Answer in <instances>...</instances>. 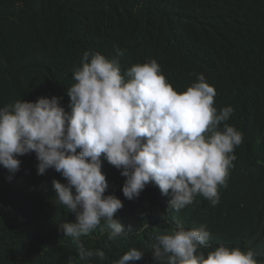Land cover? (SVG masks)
I'll use <instances>...</instances> for the list:
<instances>
[{"label":"trees","instance_id":"16d2710c","mask_svg":"<svg viewBox=\"0 0 264 264\" xmlns=\"http://www.w3.org/2000/svg\"><path fill=\"white\" fill-rule=\"evenodd\" d=\"M87 50L117 58L122 72L154 59L178 92L202 73L216 92L214 106L234 109L227 123L243 136L227 186L218 187L215 206L198 195L184 209H171V192L162 195L153 184L128 200L126 178L102 157L105 195L123 203L114 218L131 231L111 241L101 221L81 242L104 257L81 260L59 230L75 222L52 186L53 179L66 181L51 168L38 175L35 153L25 154L11 181L0 166V264H116L132 247L144 255L129 264H155L158 234L202 224L212 247L254 249L264 264V0H0V107L57 96L70 112L67 86Z\"/></svg>","mask_w":264,"mask_h":264},{"label":"clouds","instance_id":"9594fccd","mask_svg":"<svg viewBox=\"0 0 264 264\" xmlns=\"http://www.w3.org/2000/svg\"><path fill=\"white\" fill-rule=\"evenodd\" d=\"M114 50L117 56L126 51L118 46ZM73 80L67 86L70 112L57 96L35 102L17 99L0 107V166L11 181L21 165L18 157L34 152L38 175L51 168L64 178L66 183L53 179L52 186L57 204L74 214L75 222L60 223L59 230L72 238L81 260L104 257L102 250L86 249L81 242L101 221L111 241L131 231L114 218L123 203L105 195L109 185L102 157L126 178L122 193L128 200L153 184L162 195L171 192L168 203L177 211L198 195L213 206L219 203L218 187L227 186L233 152L243 136L227 123L234 109L218 111L214 106L216 92L202 73L178 92L154 59L122 72L117 58L87 50L73 69ZM210 238L203 224L158 234L151 246L154 262L258 264L254 249L212 247ZM143 255L132 247L116 264L139 261Z\"/></svg>","mask_w":264,"mask_h":264}]
</instances>
